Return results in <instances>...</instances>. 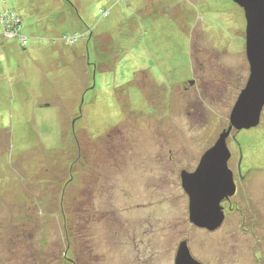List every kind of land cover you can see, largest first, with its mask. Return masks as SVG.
<instances>
[{"label":"rangeland","instance_id":"1","mask_svg":"<svg viewBox=\"0 0 264 264\" xmlns=\"http://www.w3.org/2000/svg\"><path fill=\"white\" fill-rule=\"evenodd\" d=\"M14 9L24 31L0 27V264H174L184 241L202 264H264V111L226 139L237 189L218 229L190 222L181 184L248 82L241 7L0 0Z\"/></svg>","mask_w":264,"mask_h":264},{"label":"water","instance_id":"2","mask_svg":"<svg viewBox=\"0 0 264 264\" xmlns=\"http://www.w3.org/2000/svg\"><path fill=\"white\" fill-rule=\"evenodd\" d=\"M233 1L245 12L250 76L232 109L228 130L204 153L194 172H181L182 188L189 197V220L209 231L222 225L225 214L220 204L236 192L233 173L228 167L231 153L226 139L233 128L240 131L258 126L264 107V0ZM174 264L202 263L192 256L184 241L179 244Z\"/></svg>","mask_w":264,"mask_h":264},{"label":"built area","instance_id":"3","mask_svg":"<svg viewBox=\"0 0 264 264\" xmlns=\"http://www.w3.org/2000/svg\"><path fill=\"white\" fill-rule=\"evenodd\" d=\"M5 19H7L8 22H6ZM21 20H22L21 17L16 16L14 11L13 13L12 12L11 13H8V12L1 13L0 14L1 30L3 29L4 32L12 36L17 35L18 31L20 32L19 26L22 22Z\"/></svg>","mask_w":264,"mask_h":264},{"label":"flooded vegetation","instance_id":"4","mask_svg":"<svg viewBox=\"0 0 264 264\" xmlns=\"http://www.w3.org/2000/svg\"><path fill=\"white\" fill-rule=\"evenodd\" d=\"M242 10H243V8H241ZM243 13H244V16H245V12H244V10H243ZM245 24H246V18H245ZM263 111H264V107H263V110H262V112H261V116H262V113H263ZM261 116H260V120H261ZM260 123V122H259ZM259 125V124H258ZM256 127H252V128H250V129H242V130H251V129H255ZM257 128H258V126H257ZM241 130V131H242ZM229 161V160H228ZM242 162V158L240 159V161H239V163H241ZM228 164H229V162H228ZM232 171V170H231ZM237 189V188H236ZM228 201H230V197H227V198H224L223 200H222V202H221V207H222V210L225 208V203L226 202H228ZM224 212V211H223ZM225 214V213H224ZM224 220H225V218H224ZM207 230V229H206ZM209 231V230H208Z\"/></svg>","mask_w":264,"mask_h":264},{"label":"trees","instance_id":"5","mask_svg":"<svg viewBox=\"0 0 264 264\" xmlns=\"http://www.w3.org/2000/svg\"><path fill=\"white\" fill-rule=\"evenodd\" d=\"M16 9H14V10H12V11H15ZM21 17V16H20ZM21 19H22V17H21ZM22 22H21V24H20V26H19V29H20V31L21 32H23L24 31V29H25V26H23L24 25V22H23V20H21ZM69 253V252H68Z\"/></svg>","mask_w":264,"mask_h":264}]
</instances>
